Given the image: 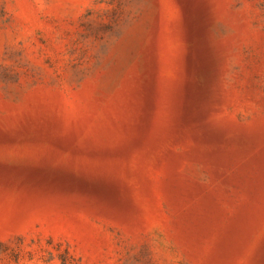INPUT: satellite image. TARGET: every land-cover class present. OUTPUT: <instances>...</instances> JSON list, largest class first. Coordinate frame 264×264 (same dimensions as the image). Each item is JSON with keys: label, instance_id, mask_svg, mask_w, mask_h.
I'll return each instance as SVG.
<instances>
[{"label": "rangeland", "instance_id": "1", "mask_svg": "<svg viewBox=\"0 0 264 264\" xmlns=\"http://www.w3.org/2000/svg\"><path fill=\"white\" fill-rule=\"evenodd\" d=\"M0 264H264V0H0Z\"/></svg>", "mask_w": 264, "mask_h": 264}]
</instances>
